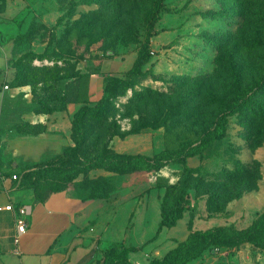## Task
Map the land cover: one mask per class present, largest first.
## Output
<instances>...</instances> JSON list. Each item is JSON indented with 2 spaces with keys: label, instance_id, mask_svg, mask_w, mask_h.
<instances>
[{
  "label": "rangeland",
  "instance_id": "374dc122",
  "mask_svg": "<svg viewBox=\"0 0 264 264\" xmlns=\"http://www.w3.org/2000/svg\"><path fill=\"white\" fill-rule=\"evenodd\" d=\"M153 6V0H0V41L11 47L19 73L4 102L0 141L21 163L17 173L33 168L45 192L86 190L90 180L114 176L109 197L97 199L138 195L150 223L167 195L187 188L182 218L151 241L160 238L151 254L163 256L191 233L247 229L264 212V124L230 115L224 137L203 154L186 163L177 156L152 172L116 174L92 167L93 161L107 147L153 157L166 149L171 124L183 136L197 133L214 114L208 100L257 83L264 75V1L165 0L162 18L150 26L146 17ZM234 6L240 13L234 19L208 15ZM148 36L153 57L134 79L136 86L117 87L103 125L87 141H81L83 135L75 138L80 105L97 102L106 76L127 77ZM211 36L222 38L223 51L208 43ZM231 62L241 70L238 82L229 71ZM147 87L174 93L134 101L133 94ZM194 89L198 96L184 101ZM72 105L79 109L69 130L46 132L39 125L44 114L39 109L51 106L56 112ZM132 137L137 139L128 148L120 147ZM138 140L143 149L136 152ZM241 165L249 166L250 174L239 175ZM226 174L237 175L228 187ZM193 264H264V249L252 244L214 249Z\"/></svg>",
  "mask_w": 264,
  "mask_h": 264
},
{
  "label": "trees",
  "instance_id": "16d2710c",
  "mask_svg": "<svg viewBox=\"0 0 264 264\" xmlns=\"http://www.w3.org/2000/svg\"><path fill=\"white\" fill-rule=\"evenodd\" d=\"M153 8L147 12L146 21L152 26L157 23L163 16L165 0H153ZM264 1V0H263ZM236 6L228 10H209L208 15L217 18L234 19L239 15ZM208 43L215 49L223 51L222 38L211 36L207 38ZM153 57V51L150 47V37L148 36L145 43L141 47L138 57L131 69L127 72V77L118 75L106 76L103 95L97 100L93 106L85 105L75 114L74 117V137L79 139L83 135V140L87 141L89 134H92L95 127L103 125L107 115L113 111L117 87L123 85L125 89L134 88L137 82L134 80L138 76L143 75L145 66H147ZM13 69H18L17 64L10 59ZM229 71L235 81L238 82L241 70L234 63H229ZM18 70L14 72L11 85L17 84ZM181 86V83H178ZM178 86V87H180ZM179 89V88H178ZM200 90V89H199ZM174 93V89L169 90ZM164 91H160L151 87H147L141 92L133 94V100L141 102L153 96H166ZM198 94L196 89L187 94L188 99L184 101L192 102ZM83 101V100H79ZM207 105L214 109L211 114L209 123L205 121L202 130L190 136H183V132H178L176 125L168 127L167 130V147L163 151L155 154L153 157L146 155L120 154L107 147L105 153L97 156L92 167H103L116 174H133L136 172H152L161 169L167 161L181 157L182 163L190 157L203 154L212 145L223 138L226 133L227 121L230 115H238L245 121L252 120V123L260 120L264 124V75L252 84V86L238 87L231 95L223 99L215 96L208 100ZM200 107V105L198 106ZM194 112L195 110L192 109ZM40 113L51 114L54 112L53 107L48 106L38 110ZM207 123V124H206ZM129 131L128 133H132ZM115 134H118L116 132ZM127 133L122 134L125 136ZM100 138V136H99ZM79 141V140H78ZM250 167L247 165L238 166L236 172L239 175L250 174ZM36 173L33 168L25 170L22 179L31 185L39 200H45L50 194L67 190L65 188L45 192L36 183ZM237 175L226 174L224 186L228 187L235 180ZM114 183V176L98 178L90 180L89 185L85 187L88 191L90 199L108 198L110 195L109 185ZM112 185L111 187H113ZM189 198L188 190L184 188L172 198L167 195L161 205V220L159 223L158 234L164 227H173L182 218L187 209ZM245 244H252L264 249V212L254 221L247 229L237 230L232 226L217 227L205 231H197L191 233L185 241L180 243L176 248L167 252L162 258H153L149 264H193V262L202 258L208 251H219L223 248L236 247L240 248ZM145 246L127 247L123 243H113L107 249L102 251V260L99 264H132L129 260L131 251L142 250Z\"/></svg>",
  "mask_w": 264,
  "mask_h": 264
},
{
  "label": "crops",
  "instance_id": "0c3cea01",
  "mask_svg": "<svg viewBox=\"0 0 264 264\" xmlns=\"http://www.w3.org/2000/svg\"><path fill=\"white\" fill-rule=\"evenodd\" d=\"M11 56V47L0 41V125L11 88L4 86H11L14 73ZM79 108L72 105L64 111L41 114L38 123L46 132L69 130L71 118ZM134 139L137 138L121 142L120 147L128 148ZM0 142V264H99L102 251L113 243L145 246L129 253L132 264H149L151 259L165 255L151 254L159 244L160 238L151 241L160 236L161 215L150 223V213L145 214L138 195H122L108 201L90 199L84 189H67L39 200L31 185L22 178L13 179L21 163ZM134 147L139 152L143 149L142 142L138 140ZM9 205L13 208L25 205L31 210L28 230L19 244L15 241L17 214L14 209H5Z\"/></svg>",
  "mask_w": 264,
  "mask_h": 264
},
{
  "label": "built area",
  "instance_id": "2783aa9c",
  "mask_svg": "<svg viewBox=\"0 0 264 264\" xmlns=\"http://www.w3.org/2000/svg\"><path fill=\"white\" fill-rule=\"evenodd\" d=\"M4 88L9 89L10 86L6 84ZM0 147H1V142H0ZM12 177L14 180H17V181H19L22 178V176L19 174H14ZM5 209L7 210L14 209L17 214V234L15 236V241L17 244H19L21 236L24 235L28 230V218L27 217L31 212L30 207L25 206V205H19L16 208H13L12 205H9V206H6Z\"/></svg>",
  "mask_w": 264,
  "mask_h": 264
}]
</instances>
